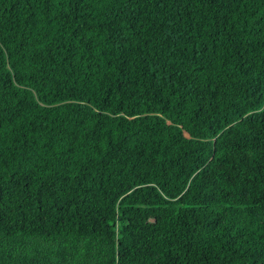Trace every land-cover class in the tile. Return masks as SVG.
<instances>
[{
  "label": "trees",
  "instance_id": "obj_1",
  "mask_svg": "<svg viewBox=\"0 0 264 264\" xmlns=\"http://www.w3.org/2000/svg\"><path fill=\"white\" fill-rule=\"evenodd\" d=\"M0 264H264V0H0Z\"/></svg>",
  "mask_w": 264,
  "mask_h": 264
}]
</instances>
